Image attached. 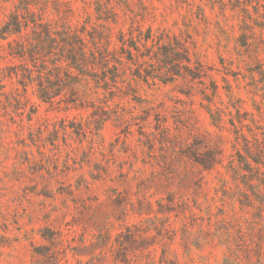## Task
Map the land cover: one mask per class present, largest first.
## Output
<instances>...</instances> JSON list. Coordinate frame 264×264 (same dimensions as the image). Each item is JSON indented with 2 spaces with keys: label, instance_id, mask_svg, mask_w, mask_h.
<instances>
[{
  "label": "rangeland",
  "instance_id": "obj_1",
  "mask_svg": "<svg viewBox=\"0 0 264 264\" xmlns=\"http://www.w3.org/2000/svg\"><path fill=\"white\" fill-rule=\"evenodd\" d=\"M247 3L244 16L215 0H0V27L27 5L58 35L109 34L110 49L138 26L181 37L218 87L223 121L212 126L199 86L180 79L146 85L126 72L109 95L81 78L84 100L64 90L52 104L5 79L0 264H264V166L239 169L229 124L239 107L264 129V0ZM12 39L0 42V69L19 65ZM188 147L221 162L204 171Z\"/></svg>",
  "mask_w": 264,
  "mask_h": 264
},
{
  "label": "trees",
  "instance_id": "obj_2",
  "mask_svg": "<svg viewBox=\"0 0 264 264\" xmlns=\"http://www.w3.org/2000/svg\"><path fill=\"white\" fill-rule=\"evenodd\" d=\"M215 1L234 6L244 16L248 14L247 0ZM243 1L246 5L241 7ZM256 13L259 14L258 11ZM259 27L264 28L263 25ZM40 32L42 35L38 40H33L34 43L30 47L31 34ZM13 37L14 39L8 42L9 55L19 59V65L0 69V94L3 96L8 95L4 81L12 78L17 80L24 93L28 87H33L37 98L47 104H52L64 90L76 100H84V96H79L75 88L81 78L93 82L98 89L109 95L120 91L116 87L117 80L126 72L146 85H167L180 79L183 86L189 90L199 86L198 91L206 102L204 109L209 115L211 125L218 129L223 127L219 110L211 108L214 99L219 96L218 87L214 81H210V88H207L204 83L208 78L205 68L200 62L192 59L187 42L179 36L173 37L166 33L156 35L149 28L143 30L138 26L137 29L127 32L119 31L116 47L110 49L109 34L90 36L89 40L83 30L58 35L47 24L41 23L39 17L31 13L25 5L9 15L8 20L0 27V42ZM49 54L56 56V61L51 63V67L48 61L43 60ZM28 56L41 60L40 66L37 67L33 63L27 65L25 58ZM60 61L66 62L67 66L62 68L57 65ZM206 90H209V93H206ZM15 91H18L17 88ZM233 108L238 125L233 118L229 124L234 135L232 148L235 161L242 172L251 173L257 169L261 174L259 166H264V129L257 125L253 117L249 119V128L243 123L248 115L241 113L239 107ZM185 155L204 171L213 169L221 162V153L215 150H207L203 155H199L188 147ZM243 176L246 182L247 175ZM128 243L133 246L136 241L129 238Z\"/></svg>",
  "mask_w": 264,
  "mask_h": 264
}]
</instances>
